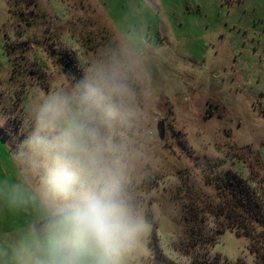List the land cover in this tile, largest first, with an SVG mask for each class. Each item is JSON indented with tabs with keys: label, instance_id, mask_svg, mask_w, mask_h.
Here are the masks:
<instances>
[{
	"label": "rangeland",
	"instance_id": "1",
	"mask_svg": "<svg viewBox=\"0 0 264 264\" xmlns=\"http://www.w3.org/2000/svg\"><path fill=\"white\" fill-rule=\"evenodd\" d=\"M117 60L132 95L113 131L125 191L150 226L147 264H191L196 252L261 264L250 237L218 233L209 215L204 240L186 247L184 216L194 190L214 196L227 170L264 189V0H0V182L24 177L29 107ZM37 214L0 207V241L16 244Z\"/></svg>",
	"mask_w": 264,
	"mask_h": 264
},
{
	"label": "clouds",
	"instance_id": "2",
	"mask_svg": "<svg viewBox=\"0 0 264 264\" xmlns=\"http://www.w3.org/2000/svg\"><path fill=\"white\" fill-rule=\"evenodd\" d=\"M79 80L29 107L31 128L16 148L24 177L0 182V207L38 213L10 264H147L150 258V226L125 191L127 150L113 131L132 95L125 65L100 61L82 69ZM35 174L42 180L33 190Z\"/></svg>",
	"mask_w": 264,
	"mask_h": 264
},
{
	"label": "trees",
	"instance_id": "3",
	"mask_svg": "<svg viewBox=\"0 0 264 264\" xmlns=\"http://www.w3.org/2000/svg\"><path fill=\"white\" fill-rule=\"evenodd\" d=\"M215 195H206L194 190V195L186 204V247H195L204 240L202 221L205 216H211L217 232L227 229L234 230L238 235L250 237L253 249L259 257V263H264V189L253 186L249 179H245L232 170H227L216 177L214 181ZM193 189L192 185L189 189ZM156 239V237H155ZM257 245H259L257 247ZM257 249H256V247ZM153 248L156 255L161 252L155 242ZM189 248H186L187 250ZM188 251V250H187ZM191 264H245L238 260L234 263L222 260L219 255L209 256L196 252L192 256Z\"/></svg>",
	"mask_w": 264,
	"mask_h": 264
},
{
	"label": "crops",
	"instance_id": "4",
	"mask_svg": "<svg viewBox=\"0 0 264 264\" xmlns=\"http://www.w3.org/2000/svg\"><path fill=\"white\" fill-rule=\"evenodd\" d=\"M16 244L0 241V254H2L0 255V264H10L11 250H14Z\"/></svg>",
	"mask_w": 264,
	"mask_h": 264
},
{
	"label": "water",
	"instance_id": "5",
	"mask_svg": "<svg viewBox=\"0 0 264 264\" xmlns=\"http://www.w3.org/2000/svg\"><path fill=\"white\" fill-rule=\"evenodd\" d=\"M157 130H158V133H159V137L163 138V136H164V127H163V122L162 121L158 122Z\"/></svg>",
	"mask_w": 264,
	"mask_h": 264
}]
</instances>
